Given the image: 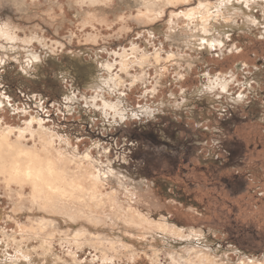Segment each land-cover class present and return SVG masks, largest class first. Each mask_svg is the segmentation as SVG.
Here are the masks:
<instances>
[{"label": "rangeland", "instance_id": "1", "mask_svg": "<svg viewBox=\"0 0 264 264\" xmlns=\"http://www.w3.org/2000/svg\"><path fill=\"white\" fill-rule=\"evenodd\" d=\"M160 1L0 0V128L32 146L43 127L123 218L132 207L155 230L37 232L30 188L18 205L0 179V264H182L166 251L186 247L199 264H264V0ZM90 215L82 226L103 228Z\"/></svg>", "mask_w": 264, "mask_h": 264}, {"label": "bare ground", "instance_id": "2", "mask_svg": "<svg viewBox=\"0 0 264 264\" xmlns=\"http://www.w3.org/2000/svg\"><path fill=\"white\" fill-rule=\"evenodd\" d=\"M161 1H165V0H161ZM167 1L173 2V0H167ZM185 1H190V0H185ZM228 2H231L233 4L234 0H229ZM210 6L211 5L209 3H202L201 2L199 5L200 10H198L199 7H198V9L196 8V10L198 12L200 11V13L203 16L204 14L206 15L210 11V9H212V7L210 8ZM239 6H241V4ZM226 8H228V7H226ZM241 9H242V7H241ZM214 10H215V8H214ZM221 11H223V10H221ZM232 12L237 14L236 13L237 11L235 9ZM223 13H221L219 10H217L215 12L213 11L212 14L215 15L217 18L221 14L224 15ZM188 14L190 15L191 13H188ZM208 14H211V13L209 12ZM213 15H211V16H213ZM146 16H148V15L146 14ZM191 16H196V14L193 15V13H192ZM191 16H190V18H191ZM198 20L199 19L197 18V21ZM204 21H205V19H204ZM204 21H203V24H204ZM249 22H252V21L250 20ZM253 22H255V21H253ZM228 24H229V22H228ZM221 25H223V23ZM205 33L206 34L209 33L208 30L204 29V35H205ZM202 39H205V38H202ZM206 41H207V39H206ZM202 42H204V41H202ZM211 42H213V41H211ZM211 42L209 44H212ZM207 43H208V41H207ZM202 46H204V45H202ZM143 57H144V59H146L147 54H144ZM156 59H159V58H156ZM129 69L130 68H129L128 61L124 60V64L122 65V71L125 73H128ZM116 79L118 80L119 84L122 83L123 78L119 74L116 75ZM226 82L223 83L224 88L228 87V83H226ZM33 119L36 120L37 118L34 117ZM32 133H33L32 135L36 134V136L38 138V142H35L34 145H32V146H28V145L23 144L21 141V137L23 136L22 135L23 133L19 134L15 140H12V138L10 137L11 131L10 130H3L2 128H0V179H2L4 181V183H5L4 185H6L8 188H10L11 191L15 189L14 190L15 194L18 196V200H17L18 205L22 204L23 201L27 198V196L25 198V190L27 189V187L30 188L31 192H30V195L28 194L30 196L28 198L31 202V206L36 208V210L38 212L43 213V216L39 217L40 222H38L37 227H35V225L32 226L33 230H35L37 232L41 231L43 233L49 227L53 228V226L55 225V221L56 222L60 221V223L62 221H67L70 226L72 223H76V224L79 223L80 226L77 227L76 230H74V231L71 230L73 237H74L75 241H77V243L79 241H82V240H93V241H95V239L96 240H103V239L107 238L108 230L109 229L112 230L116 226H118V227L120 226L121 229L125 230V232L123 231L124 233H122L123 235H126L127 232H130L134 235V237H137V235H140L142 233H143V235L144 234L146 235L148 233L155 231L154 228H152L151 226H147V225L143 224V220L139 219V216L141 217V215L132 207H130L129 210L125 208L128 211L126 212L127 216L125 218H123L124 210L120 207H117L118 205L117 206L114 205V202H113L114 199L112 196H109V195L106 196L104 194V192H103L104 188L102 187V184L100 183L102 181V178H100V176L97 175V176L93 177L92 180L86 179V177L83 175V173L81 171L74 172L72 170V168H70V166L67 164L68 161L66 158H71V157L64 156L62 151H61V153H59L58 152V151H60L59 149H58V151L56 150V147L54 145L55 144V137L51 134L50 135L47 134V132L44 131L43 127L40 126L39 130H36ZM39 144L41 145V147ZM55 151L57 153H55ZM56 158H58V161ZM82 158H84V161H85V160H88L89 158H91V156L89 153H86L82 156ZM13 186L15 187L14 189H12ZM108 188H110V187H108ZM12 195H14V194H12ZM73 205H75V206H73ZM119 205H121V204H119ZM24 206L25 205L23 204V207ZM20 207L23 208L22 206H20ZM23 209H21V210H23ZM32 210H33V208H32ZM88 212H89V214H88ZM93 213H100V214H104V216H105V218H103V219L101 218L100 222H102V223L97 224V226L100 225L103 227V228L97 230L98 233L96 230H91V229H88V228H85L84 226H82V225H84L83 223H84V220L86 219L85 215L89 216L90 214L93 215ZM32 214L35 215L34 212ZM47 216H49V217H47ZM90 217H91V215H90ZM79 218H80V220H79ZM55 219H57V220H55ZM163 220L166 221V219H163ZM97 221H99V220H97ZM90 222H91V220H90ZM167 223H169V222H167ZM105 224L107 226H105ZM104 227H106V228H104ZM171 229H172V227H171ZM190 233H191V231H190ZM158 234L159 233H157V235ZM110 237H111V239L109 240V245L113 249H116L119 246V245H116V244H118V242L123 243L121 237H118V235L116 237H114V235L112 236L110 234ZM182 238H184V237H182ZM126 247L128 249H130V245L126 244ZM119 248H120V246H119ZM157 249H156V255H159V252ZM130 251H132V250H130ZM166 253L171 254L173 259L177 258V260H180L182 264H199V263H201V259L204 255L203 251H199V250H197L195 248H191V247L190 248L186 247L182 251L170 250V251H166Z\"/></svg>", "mask_w": 264, "mask_h": 264}]
</instances>
